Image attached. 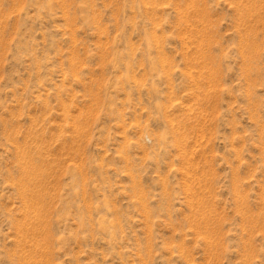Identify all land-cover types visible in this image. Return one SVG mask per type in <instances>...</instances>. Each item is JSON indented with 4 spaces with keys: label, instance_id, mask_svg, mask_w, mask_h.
<instances>
[{
    "label": "rangeland",
    "instance_id": "374dc122",
    "mask_svg": "<svg viewBox=\"0 0 264 264\" xmlns=\"http://www.w3.org/2000/svg\"><path fill=\"white\" fill-rule=\"evenodd\" d=\"M0 264H264V0H0Z\"/></svg>",
    "mask_w": 264,
    "mask_h": 264
},
{
    "label": "bare ground",
    "instance_id": "6f19581e",
    "mask_svg": "<svg viewBox=\"0 0 264 264\" xmlns=\"http://www.w3.org/2000/svg\"><path fill=\"white\" fill-rule=\"evenodd\" d=\"M35 167V166H34ZM38 169V168H37ZM26 225V224H25ZM25 235V234H24ZM45 236V235H44Z\"/></svg>",
    "mask_w": 264,
    "mask_h": 264
}]
</instances>
